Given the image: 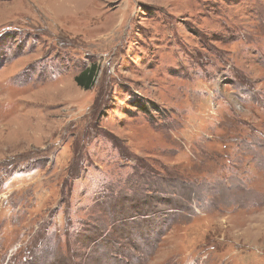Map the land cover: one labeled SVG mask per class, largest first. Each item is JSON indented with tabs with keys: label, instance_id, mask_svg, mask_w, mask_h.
<instances>
[{
	"label": "rangeland",
	"instance_id": "obj_1",
	"mask_svg": "<svg viewBox=\"0 0 264 264\" xmlns=\"http://www.w3.org/2000/svg\"><path fill=\"white\" fill-rule=\"evenodd\" d=\"M0 264H264V0H0Z\"/></svg>",
	"mask_w": 264,
	"mask_h": 264
},
{
	"label": "trees",
	"instance_id": "obj_2",
	"mask_svg": "<svg viewBox=\"0 0 264 264\" xmlns=\"http://www.w3.org/2000/svg\"><path fill=\"white\" fill-rule=\"evenodd\" d=\"M97 75V67L91 66L74 77L76 86L84 91H88L93 87L94 79Z\"/></svg>",
	"mask_w": 264,
	"mask_h": 264
}]
</instances>
